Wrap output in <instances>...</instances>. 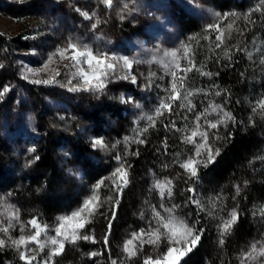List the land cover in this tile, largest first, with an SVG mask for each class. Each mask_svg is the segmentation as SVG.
<instances>
[{
	"label": "rangeland",
	"instance_id": "rangeland-1",
	"mask_svg": "<svg viewBox=\"0 0 264 264\" xmlns=\"http://www.w3.org/2000/svg\"><path fill=\"white\" fill-rule=\"evenodd\" d=\"M259 1L264 4V0ZM82 12L88 13L91 19H86L81 14ZM215 13H219L220 16L217 17ZM226 13L230 15L231 11L226 10L225 13H221L215 7L200 0H113L111 7L106 6L103 0H0V65H3L0 71L5 76L0 85V137L8 142L16 152L20 153L38 135L40 105L39 100L30 94L28 83L46 87L42 95V101L46 107L62 109L68 113L74 112L80 105L89 108L91 103L107 99L111 96L110 92L115 89L121 108L131 123L122 138V143L126 146L140 143L144 129L152 132L154 138L157 137L156 133L160 134L157 123L164 110L159 116L156 115L155 110L159 107L160 101L163 100L165 103L169 101L173 72L179 78L177 93L181 92L182 96L186 97L180 102V106L182 103L185 106L180 107L178 123L172 127L173 132L167 134L175 144L174 148L166 149L165 155L157 152L158 160L151 165L147 174H144L141 185L144 198L141 199L139 209V226L128 233L122 243L116 247L115 253L105 251L98 243L94 228L86 226L81 230V234L94 236L95 243L91 240H78L76 243L65 241L63 250L49 259V254L53 250L51 238L57 235L55 229L64 223L65 232L70 235L71 223H74V221L62 222L59 218L71 215L72 212L83 208L86 199L96 197L93 191L86 192L78 201L59 212L56 223L48 226L32 215L33 209H27L23 201L17 198L10 189H0V228L9 227L10 216H18V220L12 221L14 226L9 227L7 233L0 231V239L5 240V245L0 247L13 246L19 257L21 251H24L26 256H34L35 259L31 264H111L112 260H116L117 264H128L134 258L143 264L145 257L151 256L156 259L163 257L167 251L168 243L164 238L158 245L147 242L150 238L147 229L149 221L152 220L153 208L155 207L162 216H167V213L160 208L162 202L165 208H172L176 205L173 215L190 227L194 226V230L197 231L188 215V210L190 205L197 208L189 198L199 201L197 190L199 180L196 181V185L186 189L185 184L188 181L178 178L173 171V166L180 165L188 157L194 156L195 146L185 143L184 138L191 135V131L196 128V116L204 113L205 109H208V112L201 117L199 121L201 127L198 130L207 131V141L202 142L199 137L195 139L201 144L203 153L202 163L199 166H204L205 163L211 164L213 161L207 162V152L204 150L205 148L210 149L215 156L221 144L220 128L227 126L231 120L226 124H220L216 129L207 128L206 120L216 122L221 118L220 115L212 112L210 105H220L224 112H231L222 103L221 87L210 76L203 75L198 85L190 84L187 88H183L180 81L182 72L185 73V70L193 64L189 55L190 47H195L200 40L210 41L209 43L213 46L217 45L216 36L221 35L219 23ZM183 14L194 18L201 30L196 34L186 32L181 24ZM123 21L136 24L135 29L124 28L126 30L124 31L120 25ZM93 24H96L95 28H92ZM210 24L216 25L219 32L208 28ZM69 38H72V42L78 45L87 44L94 53L107 52L110 56L112 54L117 57L126 56L133 61L132 68L130 70L122 68V61H110L116 63V70L105 80V87L102 91H71L72 87L82 88L83 86L82 78L75 75L79 68L88 72H91V69L87 64L77 67L70 58H61L57 49L66 47ZM24 44L26 47H23ZM247 49L252 55L249 56L247 62L255 75L250 94L248 93L247 96L248 99L250 98L251 106H257V102L264 99V29L261 35H256L248 43ZM80 50L84 49L81 47ZM173 50H177L176 62L179 67L173 64L171 68H168L165 65L170 62L171 56L166 57L164 53L165 51L171 53ZM71 54L69 50L65 55L70 57ZM189 60L191 64L188 63ZM136 68L154 76L152 88L137 86L135 90H132L127 87V84L136 82L132 79L135 77ZM29 69L31 71H28ZM155 71L170 76L167 84L163 85L158 81L159 78L155 75ZM25 76L27 79L24 78ZM126 76L127 79L124 78ZM36 80H51L52 82L35 83ZM216 92H220V95L217 96ZM192 105L194 108L189 111ZM262 110L264 112V109ZM147 116L154 117V125L147 120ZM261 133L262 135H258L259 143L253 160L256 165L264 160V122ZM96 140L102 141L101 139ZM102 146H97V148ZM73 168L74 170L71 169L72 174L76 176L82 174V168L78 164ZM257 169L259 170L258 167ZM123 171L125 172L124 169ZM184 172L187 178L190 177L185 169ZM115 179L122 185L127 183L124 182L125 179L127 181V176L122 177L121 174H116ZM157 181L161 182L160 188L156 187ZM169 181L171 183H168ZM161 188L165 190L163 198L160 194ZM168 188L172 191L171 198L167 196ZM190 188L194 191H189ZM95 200L89 208H84L81 216L76 218L77 220L87 219ZM23 212L26 215H23ZM33 218L37 219L45 231L41 232L38 242L28 243L26 247L30 250H26L24 245H21L18 250L13 241L18 240L21 234L27 237L35 233V229L29 224ZM229 219H223L221 222ZM21 224L25 225L23 233L20 230ZM140 229H145V233L141 235ZM132 233L138 234L134 240ZM127 240H133V243L129 245V250L136 252V255L131 258H129L130 253L124 251V244ZM253 244L256 245L254 252ZM261 250H264V231L239 243L240 264H264V256L259 255ZM94 252L98 254L92 256L91 253ZM250 252L255 259L247 258L246 254Z\"/></svg>",
	"mask_w": 264,
	"mask_h": 264
},
{
	"label": "trees",
	"instance_id": "trees-1",
	"mask_svg": "<svg viewBox=\"0 0 264 264\" xmlns=\"http://www.w3.org/2000/svg\"><path fill=\"white\" fill-rule=\"evenodd\" d=\"M200 1L221 13L228 10L231 14L219 23L223 41L218 42L220 47L207 40H200L195 47H190L193 64L190 71L182 72L180 82L183 88L198 85L202 72L211 73V79L222 89V103L233 119L220 128L221 144L213 162L206 167L199 166L196 177L187 178L180 165L173 166L177 177L188 181L186 189L199 180L200 208L190 205L188 215L198 233L203 229L197 245L182 257L180 264H240L239 243L264 231V160L257 165L253 162L258 135H262L264 112L251 106L247 96L255 78L247 62L252 56L247 45L264 29V4L259 0ZM181 24L190 34L201 30L191 16L181 15ZM120 25L124 31L136 27V24L125 21ZM154 73L160 83L167 84L169 75ZM134 75L136 82L127 84L128 88L154 86V76L148 72L136 68ZM4 77L0 71V85ZM27 85L30 94L39 100L38 135L20 153L0 137V189H10L27 209H33L32 215L48 226L56 223L59 212L86 192L93 191L96 200L88 212L86 226L94 228L98 243L105 251L115 253L128 233L139 226L144 174L158 160V153L165 155L166 149L174 148L175 144L167 134L173 132V124L179 121L180 102L184 97L178 92L180 100L167 101L171 103V112L164 109L159 117L160 134L156 133V138L152 137V132L145 131L142 133L143 143L126 146L122 138L131 123L121 108L115 89L110 92L112 98L91 103L89 108L80 105L68 113L44 105L42 95L46 87L34 83ZM253 108H256L255 112ZM96 139L103 141L102 147H93ZM165 143L167 148H164ZM117 156L121 161H117ZM77 164L82 168L79 176L71 173ZM121 165L127 176L125 185L113 175ZM233 209L238 220L228 233L221 236V221L229 219ZM23 215L26 214L23 212ZM106 233L107 245L104 243ZM221 239L223 244L219 243ZM0 264L28 263L22 261L17 250L10 245L0 247ZM128 264L142 263L134 258Z\"/></svg>",
	"mask_w": 264,
	"mask_h": 264
},
{
	"label": "snow or ice",
	"instance_id": "snow-or-ice-1",
	"mask_svg": "<svg viewBox=\"0 0 264 264\" xmlns=\"http://www.w3.org/2000/svg\"><path fill=\"white\" fill-rule=\"evenodd\" d=\"M103 3L111 7L113 0H103ZM127 7V5H125ZM77 11H80L77 9ZM86 19H91L89 17L88 13L82 12L81 13ZM217 17L220 16L219 13H215ZM229 14H225L227 17ZM234 15V14H232ZM99 23V21H97ZM96 24L92 25V28H95ZM231 27V25H229ZM208 28L214 29L217 32H219V28L216 25H208ZM216 40L218 42H223L222 41V36L217 35ZM81 47L84 49L81 51ZM185 48L187 46H184ZM216 47H220V43H217ZM71 50V56L66 57V53ZM57 51L59 52L61 58H70L74 64L79 67L81 64H87L88 68L91 69V72L84 71L83 68H79V71L75 73L76 76H79L83 80V86L81 87H72L70 90L71 91H79V90H86V91H94V92H100L104 89L105 87V80L108 78V76L116 70V63L110 62V61H122V68L126 69H131L133 61L130 60L128 57H117L115 54H112L111 56L107 52H96L94 53L91 47H89L87 44L84 45H78V43L72 42V38H69V42L67 43V46L64 48H58ZM164 55L171 56V60L168 64L165 66L168 68H171L173 64H175L176 67H179V64L176 62V56H177V50H173L171 53L165 51ZM227 55V53L225 54ZM251 55V54H250ZM51 59V57H49ZM189 64H191V61H188ZM0 67H3V65H0ZM191 68H188L185 70V73L187 71H190ZM28 71H31L30 69ZM173 83L171 85V95L169 97V100L171 102H175L176 100H180L181 96L177 93V81L178 77L176 76L175 72H173ZM201 75L205 76H210L211 73L207 72H202ZM218 75V73H217ZM27 79V76L24 77ZM127 79L128 77H124ZM133 81H135V77H132ZM35 83H51V80H36L34 81ZM182 86V84H181ZM7 91V89H5ZM191 95V94H189ZM216 95L219 96L220 92H216ZM186 99V97L184 98ZM189 104L191 102L189 101ZM182 107L185 105L182 103ZM211 110L214 113H217L220 115V119H218L216 122H211L206 120V126L207 128L211 129H216L220 124H226L229 120H232L233 117L231 113L229 112H224L222 106L220 105H215L211 106ZM257 107L264 109V99H261L257 102ZM194 108V105H192L189 108V111ZM167 109L169 112H171V103H165L163 100L160 101L159 107L156 108L155 113L157 116L162 114V110ZM253 111H256V108H253ZM208 112V109H205L204 113H200L196 116V128H194L191 131V135L186 136L185 143L193 144L195 146V154L194 156L188 157L186 160L183 161V163L180 164V167L185 169L187 173L189 174L190 178L191 177H196L197 176V170L198 166L202 163V148L201 144L196 142V137H199V139L202 142L207 141V131H199L198 129L201 127L199 124V121L202 116L205 115V113ZM147 120L154 125V117L153 116H147ZM173 127L175 125L173 124ZM177 131H180V129H176ZM144 131H147V129H144ZM140 143H143V141H139ZM97 146H102V141L100 140H95L93 141V147ZM165 148H167V144L165 143ZM32 151V150H30ZM207 152V162L211 163L214 160V155L211 153V150L208 148H205ZM217 150V154H218ZM117 161H121V158L119 156L116 157ZM204 166L206 167L207 164L205 163ZM116 174H121L122 177H126V172L123 171V165L121 167H118L115 169L114 176ZM125 183L127 182L126 179L124 181ZM168 183H171L170 181ZM161 182L157 181L156 182V187L160 188ZM96 187H99L97 185ZM189 191H194L193 189H189ZM236 192L239 194L240 188L237 185L236 186ZM161 197L163 198L165 195V190L161 188ZM167 196L169 198L172 197V191L171 188L167 189ZM96 199L95 196L92 198L86 199L83 204V208L80 210L74 211L71 213V215H66L63 217H60L59 219L62 222H73L71 223V233L66 234L65 232V224L61 223L56 229V237L51 238V245L53 246L52 252L49 254V259L53 255H58L64 247L65 241H68L69 243H76L78 240H91L93 243H95V238L92 235L88 234H81V230H83L86 227V224L89 223L87 219H79L77 220V217L81 216V212L84 210V208H89V206L92 204V201ZM190 202L195 204L197 208H200V203L196 199H192L191 197L189 198ZM176 205H173L172 208H165L163 202L160 204V208L164 210V212L167 213V216H162L159 211L153 208V216L152 220L149 221V226L147 229V234L149 235V240L147 241L150 244L153 245H158V243L161 241L162 238L167 240L168 247L167 251L164 253L163 257H157L156 259H153L151 256H147L144 258L143 264H180V261L183 256H185L188 252H191L192 248L195 247L200 240V234L203 232V229L199 230V233L194 230V226L190 227L187 223H185L183 220L178 219L173 215L174 209L176 208ZM230 219L227 221H224L222 225L220 226V232L221 236L224 234L228 233L231 230V226L238 220V214L235 209L232 210V212L229 214ZM112 218H115V212L112 213ZM143 218V217H142ZM13 220H18V216L13 215L9 217L8 220V225L9 227H13L14 225L12 224ZM154 221V224H153ZM111 220L109 221V232L111 230ZM29 224L33 229H35V233L33 235H29L25 237V235L21 234L18 238V240L13 241V244L17 246L18 250L21 245H24L25 247L28 245L29 242L31 241H37L38 242V237L41 235L42 231H45L44 228L41 227V225L37 222L36 218H33L32 220L29 221ZM9 227L5 228H0V231L7 233L9 230ZM25 228V225L21 224L20 225V230L21 233H23ZM145 229H140V234L145 233ZM138 236L137 233H132L133 240L136 239ZM133 240H127L124 244V251L126 253H130V257L135 256L136 252L129 250V245L133 243ZM104 243L107 245L108 243V235L107 233L105 234L104 237ZM220 244L224 243V240L221 239L219 241ZM143 242L141 243L142 247ZM5 245V240L0 239V246ZM191 245V247H189ZM256 249V245L253 244L252 250L253 252ZM26 250H30L27 249ZM98 253H91L92 256L97 255ZM248 259H255V256L252 255V253L246 254ZM259 255L264 256V250H261ZM20 258L21 260L27 261L28 264H31V262L35 259L34 256H26L24 251L20 252ZM111 264H117L116 260H112Z\"/></svg>",
	"mask_w": 264,
	"mask_h": 264
}]
</instances>
